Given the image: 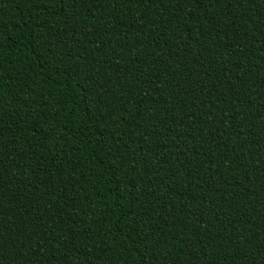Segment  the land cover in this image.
<instances>
[{
	"label": "trees",
	"instance_id": "1",
	"mask_svg": "<svg viewBox=\"0 0 264 264\" xmlns=\"http://www.w3.org/2000/svg\"><path fill=\"white\" fill-rule=\"evenodd\" d=\"M0 264H264V0H0Z\"/></svg>",
	"mask_w": 264,
	"mask_h": 264
}]
</instances>
